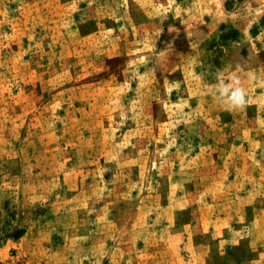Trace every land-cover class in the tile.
Wrapping results in <instances>:
<instances>
[{"label":"rangeland","instance_id":"rangeland-1","mask_svg":"<svg viewBox=\"0 0 264 264\" xmlns=\"http://www.w3.org/2000/svg\"><path fill=\"white\" fill-rule=\"evenodd\" d=\"M0 264H264V0H0Z\"/></svg>","mask_w":264,"mask_h":264},{"label":"clouds","instance_id":"clouds-1","mask_svg":"<svg viewBox=\"0 0 264 264\" xmlns=\"http://www.w3.org/2000/svg\"><path fill=\"white\" fill-rule=\"evenodd\" d=\"M218 83L215 86V98L218 102L225 105L230 111L246 107L247 93L241 86L239 77L233 76L230 82L225 83L223 73H217Z\"/></svg>","mask_w":264,"mask_h":264}]
</instances>
